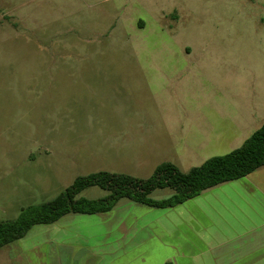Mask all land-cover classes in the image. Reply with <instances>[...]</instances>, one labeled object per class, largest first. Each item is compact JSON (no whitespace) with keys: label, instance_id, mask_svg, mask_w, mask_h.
<instances>
[{"label":"rangeland","instance_id":"rangeland-1","mask_svg":"<svg viewBox=\"0 0 264 264\" xmlns=\"http://www.w3.org/2000/svg\"><path fill=\"white\" fill-rule=\"evenodd\" d=\"M162 74L178 80L172 92H159L167 109L151 100L157 82L166 81L155 78ZM252 94L264 114V0H0V223L55 199L80 176L107 171L148 179L164 162L188 172L232 152L241 145L202 144L199 134L176 126L215 122L219 107L230 116L233 100L243 105ZM180 104L189 112L169 109ZM143 118L152 128L128 131L132 145L123 147L120 124ZM245 181L174 208L122 199L105 214L66 217L94 234L102 233L100 219L200 218L195 204L228 201L230 187ZM108 193L91 187L79 197ZM173 194L157 189L150 197ZM17 245L1 249L0 259Z\"/></svg>","mask_w":264,"mask_h":264},{"label":"crops","instance_id":"crops-1","mask_svg":"<svg viewBox=\"0 0 264 264\" xmlns=\"http://www.w3.org/2000/svg\"><path fill=\"white\" fill-rule=\"evenodd\" d=\"M167 75L155 76L166 81L157 82L151 98L164 109L167 99L159 92H172L178 81L168 79ZM169 109L180 114L189 112L181 104ZM222 109H215L219 114L215 122H179L176 127L186 135L196 132L204 140L202 144L230 147L242 145L264 123V114L257 113L254 107L253 94L243 105L233 100L230 116H224L228 113ZM198 114L207 115L201 109ZM142 121L135 125L120 124L119 129L124 132V139L120 140L123 147L132 145L126 138L128 131L152 128L150 121L145 118ZM244 179L245 184L230 187L228 201L195 204L200 218L100 219L102 233L94 234L73 228L78 219L65 216L50 225L55 226L54 233H29L14 242L18 243V249L5 251L0 263L13 264L11 253H15L21 264H264V167ZM61 222L69 223L57 225ZM139 225L153 229H138Z\"/></svg>","mask_w":264,"mask_h":264},{"label":"trees","instance_id":"trees-1","mask_svg":"<svg viewBox=\"0 0 264 264\" xmlns=\"http://www.w3.org/2000/svg\"><path fill=\"white\" fill-rule=\"evenodd\" d=\"M261 167H264V123L239 148L214 156L188 172H182L174 163L164 162L148 179L107 171L80 176L55 199L28 206L17 219L1 222L0 249L23 239L35 226L55 224L69 214L108 213L122 199L152 208H174L208 189L247 177ZM91 187L109 193L98 199L79 197ZM165 188L173 189L174 194L162 200L150 197L153 191Z\"/></svg>","mask_w":264,"mask_h":264}]
</instances>
